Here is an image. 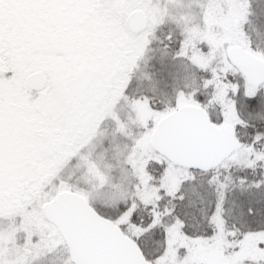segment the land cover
I'll list each match as a JSON object with an SVG mask.
<instances>
[{
  "label": "snow or ice",
  "instance_id": "6c2138e0",
  "mask_svg": "<svg viewBox=\"0 0 264 264\" xmlns=\"http://www.w3.org/2000/svg\"><path fill=\"white\" fill-rule=\"evenodd\" d=\"M0 264H264V0H0Z\"/></svg>",
  "mask_w": 264,
  "mask_h": 264
}]
</instances>
